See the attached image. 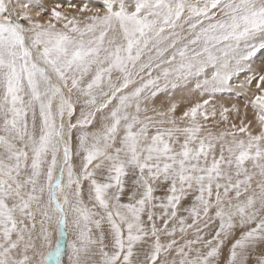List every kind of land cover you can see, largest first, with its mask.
<instances>
[{
  "label": "snow or ice",
  "instance_id": "obj_1",
  "mask_svg": "<svg viewBox=\"0 0 264 264\" xmlns=\"http://www.w3.org/2000/svg\"><path fill=\"white\" fill-rule=\"evenodd\" d=\"M261 53L264 0H0V264H264Z\"/></svg>",
  "mask_w": 264,
  "mask_h": 264
},
{
  "label": "rangeland",
  "instance_id": "obj_2",
  "mask_svg": "<svg viewBox=\"0 0 264 264\" xmlns=\"http://www.w3.org/2000/svg\"><path fill=\"white\" fill-rule=\"evenodd\" d=\"M261 55H264V53H261ZM201 79H203V77H201ZM195 79L190 80L187 83H182L177 85V87L175 88H169L166 91L175 99L177 100H181V99H191L193 101H195L196 99L199 98V94L198 93H193L192 90L195 87ZM191 93V96H189V94ZM234 97V93H224L222 95H220L218 97L219 100H221L222 102H224L225 104H230L231 102H235L234 99H232ZM186 105H181V109L183 107H185Z\"/></svg>",
  "mask_w": 264,
  "mask_h": 264
},
{
  "label": "bare ground",
  "instance_id": "obj_3",
  "mask_svg": "<svg viewBox=\"0 0 264 264\" xmlns=\"http://www.w3.org/2000/svg\"><path fill=\"white\" fill-rule=\"evenodd\" d=\"M46 4H48L49 6H54V4L56 2H58V0H45ZM62 2V0H61ZM53 240H55V237H53Z\"/></svg>",
  "mask_w": 264,
  "mask_h": 264
}]
</instances>
